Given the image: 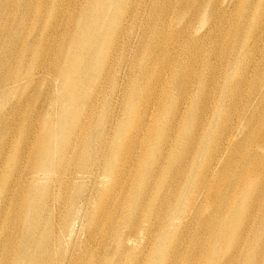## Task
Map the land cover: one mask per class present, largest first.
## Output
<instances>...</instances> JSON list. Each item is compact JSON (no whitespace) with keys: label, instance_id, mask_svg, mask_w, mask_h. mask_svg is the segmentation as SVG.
<instances>
[{"label":"bare ground","instance_id":"1","mask_svg":"<svg viewBox=\"0 0 264 264\" xmlns=\"http://www.w3.org/2000/svg\"><path fill=\"white\" fill-rule=\"evenodd\" d=\"M85 2L71 19L69 53L53 51L47 64L44 35L18 39L23 17L4 18L11 44L18 39L23 51L19 67L0 62V107L50 72L60 106L78 105L81 114L69 132L48 115L38 133L34 120L16 113L26 96L7 108L20 127L15 154L0 159V264H111L106 255L69 254L84 225L102 242L117 235L114 264H264V0ZM54 8L44 32L59 27ZM9 14L0 7V17ZM29 57L34 63L20 68ZM93 111L102 117L89 128ZM127 162L136 164L131 188L122 182ZM107 178L120 187L117 201L98 185ZM39 185L53 194L34 204ZM94 193L105 198L104 213L90 220ZM122 208L119 225L140 226L149 248L143 258L131 255L134 233H113Z\"/></svg>","mask_w":264,"mask_h":264},{"label":"rangeland","instance_id":"2","mask_svg":"<svg viewBox=\"0 0 264 264\" xmlns=\"http://www.w3.org/2000/svg\"><path fill=\"white\" fill-rule=\"evenodd\" d=\"M60 1V5L58 2ZM85 1L87 0H0V7H5V13L10 14L8 17L6 15H3V17H0V62L1 60L5 61L6 64L10 63V66L8 68H11V66L14 64L15 66L19 67L17 64V59L20 58L21 52L23 51V48H21V41H18V39L26 36H33L34 34H43L44 37L42 39H47L50 44H46V47H48L44 54V60L45 63H49L53 58V51L61 52L63 49V53H69V48L67 45H65V39L68 35V31L70 30L72 26L71 19L77 17L80 8L84 9ZM16 2V4H14ZM17 6V8H16ZM54 7H58V15L56 16L55 23L58 25V29L55 33L50 32H44L46 30V24L49 21L50 14L52 10H54ZM78 8V9H77ZM11 15H15L18 17H23V20L25 22V29H21L20 35L17 40L13 41L12 44L10 42V33L4 29V18H9ZM88 16V14H87ZM79 19V18H77ZM148 19V16L146 15V20ZM3 25V27H2ZM174 28V24L170 29ZM199 28H201V25L197 26V34L199 33ZM196 36V34L194 33ZM13 37V35H12ZM41 39V40H42ZM163 43V46H161L160 51L158 55H164L167 52V49H169V43L167 42ZM2 43V44H1ZM43 45V44H42ZM42 45H40L38 48H40ZM12 47V48H11ZM42 47H45L43 45ZM61 50L59 51V49ZM67 53V54H68ZM156 59H158L156 57ZM22 66L20 68H24L26 66H31L34 63L33 58L30 60V57L27 59H24ZM130 60V58H129ZM154 65V70H156V65L153 61L152 63ZM130 68V67H129ZM153 71V67H152ZM155 74V73H154ZM142 77L139 76L138 80H140ZM154 78L153 74L149 80H152ZM5 83L4 77H1V84L3 85ZM1 85V86H2ZM59 89L58 83L55 80L52 73L48 72L43 77L42 81L36 85L35 87H28V88H22V90L16 92L15 94L11 95L9 99L4 103V106L2 105L0 107V117L4 116L0 120V142L2 140L5 142L6 147L9 145L7 149H3L0 145V159L2 156L4 157H10L15 154L16 147V132H18L19 125L18 121H16L15 117H13L12 113L8 112L7 108L17 102H21L20 97L26 96L24 101V108L22 105V108L18 110L16 113L19 116L25 117L28 115V119L34 120L33 124L36 126V129L39 132L43 130V122L46 120V117L49 115V117H52V124L53 127L56 128V125L58 124V121L62 120L65 125L61 128L62 131H73L75 128V121L74 118H77L81 114V109L78 108L79 106H73L69 104L68 102H64L63 104L65 106H60V100L62 99L61 92L57 93ZM159 92V89L157 90ZM93 93L92 90H88L86 93V96ZM93 95V94H92ZM85 96V97H86ZM142 99L144 100L145 104L148 102V100L152 101V98L147 96L145 93H142ZM89 102V99L87 100ZM169 102V100L166 101V103ZM98 105L100 106V102H98ZM169 104L167 105V107ZM85 111V109H84ZM99 111V110H98ZM153 111V109H152ZM98 112H94L91 114L90 121L85 122L86 124H89L88 127L91 128V122L96 123L98 119H100L102 116ZM101 113V112H100ZM85 116V113L83 112V115ZM115 116L119 117L118 110H115ZM105 118V115H104ZM120 118H122V113H120ZM72 119V121H71ZM115 119V117H114ZM123 120H125V115L123 114ZM136 126V125H135ZM144 130V128L142 129ZM179 130V128H178ZM132 136L136 135L135 130H131ZM59 134L63 136L60 132ZM72 136V135H71ZM70 136V138H71ZM150 140L154 139V134L149 137ZM141 143V137L138 135L136 137V146H140ZM56 146H58V142L55 143ZM138 153V150H136L133 154L135 157ZM5 154V155H4ZM142 158V156H141ZM138 159V158H137ZM140 159V158H139ZM133 161V160H132ZM140 164V163H139ZM142 165L144 163H141ZM24 165H22L21 172L27 173V171L24 169ZM7 166H12V164L6 163V170L8 169ZM125 176L122 178V182H126V186L130 185L129 187H132V180L134 176V169L136 168L135 162H127L125 164ZM0 168H3L2 163H0ZM16 166L13 167L15 169ZM24 169V170H23ZM131 170V171H130ZM106 183H99L98 185L101 186L102 192L109 193V194H116V201L120 197V190L119 186L116 187L111 186L110 180L108 181V178L106 180ZM135 183V180H134ZM86 186V183L84 184ZM135 185V184H134ZM154 185H156V181L154 182ZM103 186V187H102ZM125 186V188H126ZM88 187L90 189V184H88ZM154 194L157 193V195L163 196L166 199L169 198V189H157L155 186ZM37 196L34 197V204H40L45 199L47 200L49 196L53 194V189L51 187L46 188L42 185L37 186ZM46 191L44 193L43 191ZM77 189H72L71 193L69 195L72 196L73 193H75ZM168 191V192H167ZM171 198L172 197V193ZM68 195V196H69ZM55 198L57 196L55 195ZM105 198H101L99 195L94 193L91 197L90 202L87 206V212L89 214L90 220L97 217H102L104 213V203ZM20 201V200H19ZM49 199L47 200V202ZM46 202V201H45ZM46 202V204H47ZM13 205H19V202H15ZM12 205H9L6 207V209H9ZM51 207L50 210L54 209V205L50 204ZM125 208V207H124ZM122 208L121 212H119V217L115 216L116 219H114V232L117 230V227H119L120 234L122 233V236L125 235V239L131 238L134 233V244L133 249L131 250V254L133 257L137 258H143L148 253V246L146 248H143V241L141 239V234L138 232L140 231V226H137L135 228L125 226L123 227L121 224L119 225V218L121 216H124L127 214L126 209ZM62 212H64V209H60ZM22 211V208H20L18 213ZM112 220V219H111ZM109 220V222L111 221ZM111 223V222H110ZM83 225V224H82ZM59 224H57V228H59ZM123 227V228H122ZM55 228V229H57ZM89 228L87 225H84V228L79 231V233L71 239V242H74L75 246L69 248L68 251L69 254H71L74 258H85L86 254H91L93 257L95 256H108V259L106 263H117L118 258L117 256L112 252L113 249L117 246L118 238L117 235L115 236H109L107 239L102 242V240L99 237H96L95 234L88 233ZM112 234V233H111ZM131 234V235H130ZM3 238V235L0 234V240ZM141 239V241H140ZM131 246V244L129 245ZM105 248V249H104ZM141 254V255H140Z\"/></svg>","mask_w":264,"mask_h":264}]
</instances>
